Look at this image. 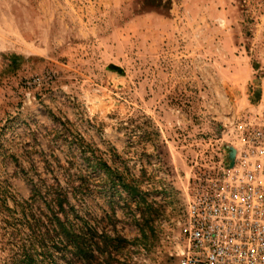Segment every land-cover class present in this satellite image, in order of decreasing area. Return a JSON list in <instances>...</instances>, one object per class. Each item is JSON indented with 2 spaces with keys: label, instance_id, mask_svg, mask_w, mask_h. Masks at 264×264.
<instances>
[{
  "label": "rangeland",
  "instance_id": "obj_1",
  "mask_svg": "<svg viewBox=\"0 0 264 264\" xmlns=\"http://www.w3.org/2000/svg\"><path fill=\"white\" fill-rule=\"evenodd\" d=\"M263 93L264 0H0V264L18 257L22 170L63 160L67 121L139 191L111 205L109 176L88 175L78 226L121 237L116 264H176L194 173L229 158Z\"/></svg>",
  "mask_w": 264,
  "mask_h": 264
},
{
  "label": "built area",
  "instance_id": "obj_2",
  "mask_svg": "<svg viewBox=\"0 0 264 264\" xmlns=\"http://www.w3.org/2000/svg\"><path fill=\"white\" fill-rule=\"evenodd\" d=\"M232 163L197 170L175 221L176 264H264V93L234 127Z\"/></svg>",
  "mask_w": 264,
  "mask_h": 264
},
{
  "label": "trees",
  "instance_id": "obj_3",
  "mask_svg": "<svg viewBox=\"0 0 264 264\" xmlns=\"http://www.w3.org/2000/svg\"><path fill=\"white\" fill-rule=\"evenodd\" d=\"M67 124L70 125V122H56L57 127L61 125L63 128L54 130V138L60 135L66 138L68 150L63 160L54 154V150H50L48 155L39 152L43 172L33 165V178L28 176V171L22 170L30 193L28 199L16 206L20 218L18 257L14 259V264H77L81 261L90 264L117 263L107 251L110 247H118L122 238H111L106 234L99 237L94 226L89 228L88 234L84 233L77 224L81 216L75 204L82 202L83 197L93 191L96 181L89 182L88 175L96 177L104 173L109 176L104 181L108 190L104 191L103 197L111 205L116 203L117 187L131 189L132 195L137 197L139 191L136 187H128L117 165L109 163L93 142L73 132L66 127ZM45 175H50V180L41 177ZM97 251L107 256L100 261L95 255Z\"/></svg>",
  "mask_w": 264,
  "mask_h": 264
},
{
  "label": "water",
  "instance_id": "obj_4",
  "mask_svg": "<svg viewBox=\"0 0 264 264\" xmlns=\"http://www.w3.org/2000/svg\"><path fill=\"white\" fill-rule=\"evenodd\" d=\"M234 154H235V151L233 149L230 150V153H229V160H230V164L232 163V159L234 157Z\"/></svg>",
  "mask_w": 264,
  "mask_h": 264
}]
</instances>
